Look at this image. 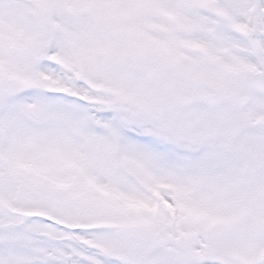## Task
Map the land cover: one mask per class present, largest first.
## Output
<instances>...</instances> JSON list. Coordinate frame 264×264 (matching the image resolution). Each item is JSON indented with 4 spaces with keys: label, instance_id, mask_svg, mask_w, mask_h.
Segmentation results:
<instances>
[{
    "label": "snow or ice",
    "instance_id": "1",
    "mask_svg": "<svg viewBox=\"0 0 264 264\" xmlns=\"http://www.w3.org/2000/svg\"><path fill=\"white\" fill-rule=\"evenodd\" d=\"M0 264H264V0H0Z\"/></svg>",
    "mask_w": 264,
    "mask_h": 264
}]
</instances>
